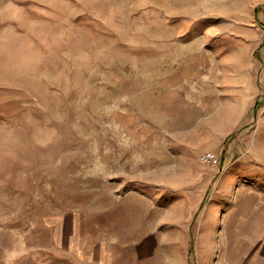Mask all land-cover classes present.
<instances>
[{"label": "rangeland", "instance_id": "obj_1", "mask_svg": "<svg viewBox=\"0 0 264 264\" xmlns=\"http://www.w3.org/2000/svg\"><path fill=\"white\" fill-rule=\"evenodd\" d=\"M263 9L0 0V264H198L218 181L264 191Z\"/></svg>", "mask_w": 264, "mask_h": 264}, {"label": "crops", "instance_id": "obj_2", "mask_svg": "<svg viewBox=\"0 0 264 264\" xmlns=\"http://www.w3.org/2000/svg\"><path fill=\"white\" fill-rule=\"evenodd\" d=\"M256 21L264 31V9ZM221 182L200 211L198 264H264V191Z\"/></svg>", "mask_w": 264, "mask_h": 264}, {"label": "built area", "instance_id": "obj_3", "mask_svg": "<svg viewBox=\"0 0 264 264\" xmlns=\"http://www.w3.org/2000/svg\"><path fill=\"white\" fill-rule=\"evenodd\" d=\"M262 26H263V25H262ZM263 27H264V26H263ZM205 158H207L206 160H209V161H210V160L213 158V156L209 154V155H207Z\"/></svg>", "mask_w": 264, "mask_h": 264}]
</instances>
